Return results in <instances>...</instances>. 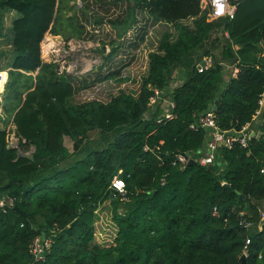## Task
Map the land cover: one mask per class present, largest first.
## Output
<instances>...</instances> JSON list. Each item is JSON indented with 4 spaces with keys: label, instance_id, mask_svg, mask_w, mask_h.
<instances>
[{
    "label": "trees",
    "instance_id": "trees-1",
    "mask_svg": "<svg viewBox=\"0 0 264 264\" xmlns=\"http://www.w3.org/2000/svg\"><path fill=\"white\" fill-rule=\"evenodd\" d=\"M65 1L0 0V12L18 13L4 104L11 119L0 129V264H242L243 255L246 264H264V115L247 147H221L210 167L195 157L207 131L191 127L211 105L223 130L253 124L264 93V0H240L234 18L212 21L202 0H115L127 11L111 21L123 27L118 37L138 12L154 23L138 49L156 28L164 32L138 91L80 102L77 95L93 86L77 88L42 51L47 34L70 40L86 31ZM111 53L107 59L117 49ZM207 56L213 63L200 70ZM137 58L95 86L131 82L125 74ZM227 63L239 69L229 81ZM180 68L173 116L158 121V109L145 118L155 91ZM13 131L18 146L10 144ZM65 137L73 141L71 160ZM187 152L195 162L173 164ZM118 175L126 198L111 187ZM106 205L111 232L96 227ZM43 232L50 244L37 260L30 247Z\"/></svg>",
    "mask_w": 264,
    "mask_h": 264
},
{
    "label": "rangeland",
    "instance_id": "rangeland-1",
    "mask_svg": "<svg viewBox=\"0 0 264 264\" xmlns=\"http://www.w3.org/2000/svg\"><path fill=\"white\" fill-rule=\"evenodd\" d=\"M64 3L66 7H76V11L70 10L68 14L71 15L76 12L79 18L78 22L84 25L86 31L81 38H71L70 40H66L62 35L47 34L42 43V51L45 60H56L65 72L82 75L81 77L83 78L78 79L76 82L77 88L93 86L87 91L80 92L75 100L77 102L89 99L106 101L112 94L118 93L121 89L138 91L141 78L148 70V53L157 46L164 29L162 27L156 28L154 30L155 33L150 37L147 44L138 49L154 23H142V28H139L138 20L124 36L118 37L123 27L120 26L119 30H117L111 24V21L121 19L124 13L126 14L125 2L117 3L115 0H68ZM0 13H3L0 14V69H2L10 68L15 52L11 30L13 16L10 12L7 13V11ZM139 16L143 19L144 14L138 12ZM98 17L103 18L101 24L96 23ZM113 49H117V53L110 59H107L106 57ZM136 56H138L136 62L127 69L125 74V76L131 79V82L119 84L114 81H106L95 86L99 79L106 76L112 75L118 78L123 68L133 61ZM68 69L70 72H68ZM3 99L2 115L5 121H7L5 123H9L11 116L7 115L4 108L5 92L3 93ZM262 118V115H260L253 121L251 125L252 132L255 131L256 126L262 121ZM11 126L14 130L15 126L13 124ZM97 137V133H92V139H97ZM18 143L19 138L14 133L11 134L10 144L18 146ZM89 144L88 147H85L87 151L89 150ZM63 146L68 151L67 154H64L65 157L71 160L74 155L73 141L69 137H65ZM31 152V149L27 150L26 155H30ZM195 157L198 158L197 156ZM107 206L100 207L101 213L97 217L96 227L100 230L108 229L111 232L112 211ZM124 210L125 207L120 209L122 213H124Z\"/></svg>",
    "mask_w": 264,
    "mask_h": 264
},
{
    "label": "built area",
    "instance_id": "built-area-1",
    "mask_svg": "<svg viewBox=\"0 0 264 264\" xmlns=\"http://www.w3.org/2000/svg\"><path fill=\"white\" fill-rule=\"evenodd\" d=\"M238 1L240 0H235V2H229V0H208V5L212 7V10L209 14V19L213 17H218V16H227L231 19L234 18L235 12L237 9L236 3ZM208 5H205V6H208ZM221 6L223 7V12H221ZM0 24H1V20H0ZM47 61L55 62V60H47ZM207 66L209 65L207 64L200 65L199 69L203 70V68ZM59 70L61 73L65 72L61 67ZM238 71L239 69L237 67L234 68V71L232 73L233 76H236ZM68 72H70L69 69H68ZM8 80H9V68L0 69V129L2 127H6L5 122H4L5 119L2 115V106H3V101H4L3 93L6 90ZM164 93L165 92L163 89H158L155 91V94L151 98V101H150V109L146 113L145 118L148 119L150 118L152 114L157 112L161 101L165 102L164 107L162 106L164 111L162 115L157 117V120L162 121L163 119H169L173 116L175 102L171 98H165ZM214 110L215 108H212L210 110L203 112L201 115L197 117L196 122H194L191 125V127L194 129L202 128L207 131V139L205 141V144L199 149L198 158H196V160L200 164L207 166V167L215 165L216 160H217V155L221 147L232 148L236 144L242 147H247L249 145L251 134L254 132V131L252 132L251 130V125H252L251 123H248L247 125H245L241 130L221 129L215 121ZM260 115L262 116L264 115V93L261 95L259 99V107L254 116V120ZM190 157H192L190 154H189V157H186L185 153H178L175 156V159L173 160V164L174 165L178 163L187 164L189 162ZM118 182H122L123 186L121 188H117L115 186L116 183ZM111 187L114 191L119 193L123 198L127 197L126 184H125L124 179L120 175L115 176V178L112 181ZM263 217H264V214H263ZM247 243H250L249 239L247 240ZM49 244H50L49 240L45 241V239L43 240L42 237H37L31 244L30 252L34 255L35 259L43 260L45 249L49 246Z\"/></svg>",
    "mask_w": 264,
    "mask_h": 264
},
{
    "label": "crops",
    "instance_id": "crops-1",
    "mask_svg": "<svg viewBox=\"0 0 264 264\" xmlns=\"http://www.w3.org/2000/svg\"><path fill=\"white\" fill-rule=\"evenodd\" d=\"M202 2H203V4H205V5H208V0H202ZM229 2H235V0H229ZM8 12H10L11 13V15L13 16V18H12V23H13V21L16 19V18H18V13L16 12V11H13V10H10V11H7V13ZM222 17H226V16H218V17H213V18H210L209 20L210 21H212V20H216V19H219V18H222ZM143 19H141L140 18V16L138 17V20H139V22H138V26H139V28L142 26V23H146V22H153L152 20V18L151 17H149L148 15H146V16H144V17H142ZM137 20V21H138ZM137 21H136V23H137ZM154 25H152L151 26V28L153 27ZM142 28V27H141ZM150 30L151 29H149V31H148V33L150 32ZM148 33L146 34V36L148 35ZM214 35H216V36H220V38H222L223 39V33H221V32H219V34H214ZM202 61H205L206 62V64L207 65H209V66H211L212 65V63H213V60H212V57H210V56H207V57H204V59L202 60ZM202 61L198 64V66H200L201 65V63H202ZM55 62H58V61H56L55 60ZM234 68H236L235 66H231L230 64H224V72H225V78H226V80L227 81H229L230 80V78L231 77H233V71H234ZM84 72V71H83ZM82 72V73H83ZM85 72H87V71H85ZM185 74V72H184V70L183 69H177L176 70V73H175V75H174V80L167 86V87H165L163 90H164V96H165V98H170L171 97V94L174 92V90L177 88V87H179L182 83H183V81H184V79H185V77H183V75ZM73 76H74V80H75V82H77L78 81V79L80 80L81 78H83V77H81L82 75H80V74H76V73H74V74H72ZM164 105H165V102L164 101H161V103H160V106H159V115L158 116H160V115H162V113H163V107H164ZM163 106V107H162ZM212 108H214V106L213 105H211V107H210V109H212ZM209 109V110H210Z\"/></svg>",
    "mask_w": 264,
    "mask_h": 264
},
{
    "label": "water",
    "instance_id": "water-1",
    "mask_svg": "<svg viewBox=\"0 0 264 264\" xmlns=\"http://www.w3.org/2000/svg\"><path fill=\"white\" fill-rule=\"evenodd\" d=\"M201 65H206V62H205V61H202ZM254 134H255V132H253V133L251 134V137H252ZM189 154H190V153H188V152L185 153L186 157H189ZM189 162H190V163H191V162H195V159L192 158V157H190V158H189ZM224 186H225L226 188H228L229 190H232L231 185H229V184H227V183H224ZM112 196H115V195L112 194ZM45 237H46L45 232H43V233H42V239L44 240ZM241 260H242V264H246V262H247V261H246V255H243L242 258H241Z\"/></svg>",
    "mask_w": 264,
    "mask_h": 264
},
{
    "label": "clouds",
    "instance_id": "clouds-1",
    "mask_svg": "<svg viewBox=\"0 0 264 264\" xmlns=\"http://www.w3.org/2000/svg\"><path fill=\"white\" fill-rule=\"evenodd\" d=\"M221 12H223V7L221 6ZM117 188H121L123 185H122V182H118L116 183L115 185Z\"/></svg>",
    "mask_w": 264,
    "mask_h": 264
},
{
    "label": "bare ground",
    "instance_id": "bare-ground-1",
    "mask_svg": "<svg viewBox=\"0 0 264 264\" xmlns=\"http://www.w3.org/2000/svg\"><path fill=\"white\" fill-rule=\"evenodd\" d=\"M49 41V40H48ZM54 44V43H53ZM50 46H51V43H50ZM53 46V45H52ZM49 48V47H48ZM46 49H47V45H46Z\"/></svg>",
    "mask_w": 264,
    "mask_h": 264
}]
</instances>
